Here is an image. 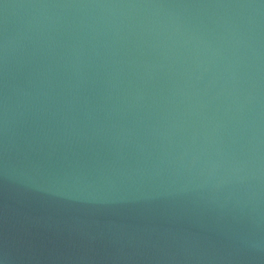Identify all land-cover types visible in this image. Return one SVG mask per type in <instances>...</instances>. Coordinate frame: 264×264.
I'll return each instance as SVG.
<instances>
[{
	"label": "water",
	"instance_id": "1",
	"mask_svg": "<svg viewBox=\"0 0 264 264\" xmlns=\"http://www.w3.org/2000/svg\"><path fill=\"white\" fill-rule=\"evenodd\" d=\"M0 264H264V0H0Z\"/></svg>",
	"mask_w": 264,
	"mask_h": 264
}]
</instances>
